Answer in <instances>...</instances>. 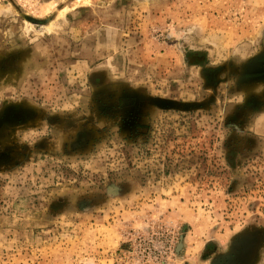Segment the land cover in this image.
<instances>
[{"label": "rangeland", "instance_id": "rangeland-1", "mask_svg": "<svg viewBox=\"0 0 264 264\" xmlns=\"http://www.w3.org/2000/svg\"><path fill=\"white\" fill-rule=\"evenodd\" d=\"M0 264H264V0H0Z\"/></svg>", "mask_w": 264, "mask_h": 264}]
</instances>
